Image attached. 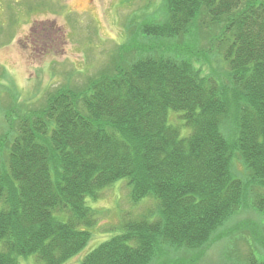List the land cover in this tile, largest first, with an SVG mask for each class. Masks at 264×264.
Returning a JSON list of instances; mask_svg holds the SVG:
<instances>
[{
	"label": "trees",
	"instance_id": "obj_1",
	"mask_svg": "<svg viewBox=\"0 0 264 264\" xmlns=\"http://www.w3.org/2000/svg\"><path fill=\"white\" fill-rule=\"evenodd\" d=\"M160 1L86 88L6 114L0 264L77 255L96 225L86 198L124 178L132 203L152 196L155 210L124 219L80 264H153L162 248L201 251L186 262L198 264L247 200L264 215V0Z\"/></svg>",
	"mask_w": 264,
	"mask_h": 264
},
{
	"label": "rangeland",
	"instance_id": "obj_2",
	"mask_svg": "<svg viewBox=\"0 0 264 264\" xmlns=\"http://www.w3.org/2000/svg\"><path fill=\"white\" fill-rule=\"evenodd\" d=\"M160 6V0H0V139L8 130L5 116L10 110H38L47 94L64 86L86 88L111 69L118 56L128 53L122 48L134 41L130 25L158 15ZM213 70L223 75L220 68ZM171 120L177 122L174 116ZM235 172L245 174L237 161ZM129 190L124 178L103 189L96 201L86 198V205L96 211V225L87 228V245L63 264H80L100 243L122 233L124 219H139L155 210L152 196L132 203ZM249 202L219 230L228 234L235 229L233 234L208 247L198 264H247L250 255L264 259V215ZM200 253L162 248L153 264H186L197 261ZM17 260L41 264L35 255Z\"/></svg>",
	"mask_w": 264,
	"mask_h": 264
}]
</instances>
